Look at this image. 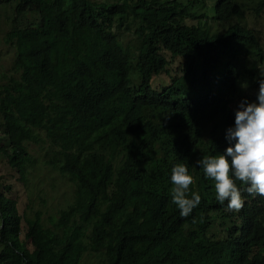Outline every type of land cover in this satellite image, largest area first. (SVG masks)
I'll return each mask as SVG.
<instances>
[{"label": "trees", "instance_id": "trees-1", "mask_svg": "<svg viewBox=\"0 0 264 264\" xmlns=\"http://www.w3.org/2000/svg\"><path fill=\"white\" fill-rule=\"evenodd\" d=\"M12 10L0 69V264H235L261 256L264 197L215 200L196 161L264 70V0H0ZM6 5V6H5ZM39 21L14 25L24 13ZM243 85V86H242ZM33 145L42 152L38 158ZM184 163L199 205L171 201ZM71 198L48 223L19 209L35 166ZM17 190V189H16ZM253 245V246H252ZM263 263L262 261H259Z\"/></svg>", "mask_w": 264, "mask_h": 264}, {"label": "clouds", "instance_id": "clouds-1", "mask_svg": "<svg viewBox=\"0 0 264 264\" xmlns=\"http://www.w3.org/2000/svg\"><path fill=\"white\" fill-rule=\"evenodd\" d=\"M225 139L228 146L223 152L203 156L196 164L203 170L204 178L213 182L215 200L228 210H239L245 194L264 197V70L260 71L255 100L244 98L238 102ZM169 181L172 203L181 217L188 216L201 200L195 191L190 193L193 176L188 167L184 163L174 164ZM257 230L258 239L263 240L261 256L255 257L251 248L235 264H264V221Z\"/></svg>", "mask_w": 264, "mask_h": 264}, {"label": "rangeland", "instance_id": "rangeland-1", "mask_svg": "<svg viewBox=\"0 0 264 264\" xmlns=\"http://www.w3.org/2000/svg\"><path fill=\"white\" fill-rule=\"evenodd\" d=\"M6 6V5H5ZM12 10L10 7L0 5V69L8 70L12 52H8V47L3 43L2 38L5 36L6 31L11 27ZM39 21L35 12H25L24 15L18 19L14 28L18 25L34 24ZM32 153L38 158L42 157V152L39 148L33 145ZM0 176L16 182L18 175L14 174L11 177L8 173L7 166L3 164V158L0 156ZM59 176L55 171L46 167L35 166L34 170L29 176L28 186H18L15 188V195H18L19 210H25L27 214L32 213L34 210L42 211V218L45 223H48L50 216H56L57 211L62 209L66 202L71 198V191L69 185L63 183L58 178ZM18 182H16L17 185ZM17 189V190H16ZM98 259L94 254L86 253L81 260V264H98Z\"/></svg>", "mask_w": 264, "mask_h": 264}]
</instances>
